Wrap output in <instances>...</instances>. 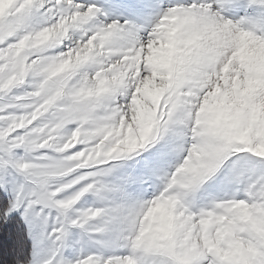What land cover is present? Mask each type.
I'll return each instance as SVG.
<instances>
[{
  "label": "snow or ice",
  "instance_id": "snow-or-ice-1",
  "mask_svg": "<svg viewBox=\"0 0 264 264\" xmlns=\"http://www.w3.org/2000/svg\"><path fill=\"white\" fill-rule=\"evenodd\" d=\"M14 218V264H264V0H0Z\"/></svg>",
  "mask_w": 264,
  "mask_h": 264
},
{
  "label": "trees",
  "instance_id": "trees-1",
  "mask_svg": "<svg viewBox=\"0 0 264 264\" xmlns=\"http://www.w3.org/2000/svg\"><path fill=\"white\" fill-rule=\"evenodd\" d=\"M18 231L16 218L8 226L0 227V264H14Z\"/></svg>",
  "mask_w": 264,
  "mask_h": 264
}]
</instances>
